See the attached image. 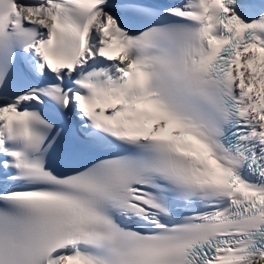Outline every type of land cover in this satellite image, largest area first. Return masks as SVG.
Here are the masks:
<instances>
[{
    "label": "snow or ice",
    "instance_id": "6c2138e0",
    "mask_svg": "<svg viewBox=\"0 0 264 264\" xmlns=\"http://www.w3.org/2000/svg\"><path fill=\"white\" fill-rule=\"evenodd\" d=\"M0 264H264V3L0 0Z\"/></svg>",
    "mask_w": 264,
    "mask_h": 264
}]
</instances>
